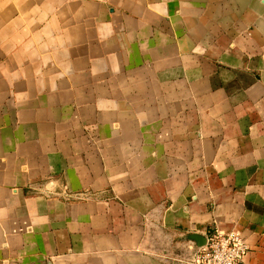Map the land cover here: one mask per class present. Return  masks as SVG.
<instances>
[{"label":"crops","instance_id":"0c3cea01","mask_svg":"<svg viewBox=\"0 0 264 264\" xmlns=\"http://www.w3.org/2000/svg\"><path fill=\"white\" fill-rule=\"evenodd\" d=\"M212 228L264 264V0H0V264H191Z\"/></svg>","mask_w":264,"mask_h":264},{"label":"built area","instance_id":"2783aa9c","mask_svg":"<svg viewBox=\"0 0 264 264\" xmlns=\"http://www.w3.org/2000/svg\"><path fill=\"white\" fill-rule=\"evenodd\" d=\"M248 246L245 239L237 231L222 233L210 229L205 243L193 253L191 264H242Z\"/></svg>","mask_w":264,"mask_h":264},{"label":"water","instance_id":"95a60500","mask_svg":"<svg viewBox=\"0 0 264 264\" xmlns=\"http://www.w3.org/2000/svg\"><path fill=\"white\" fill-rule=\"evenodd\" d=\"M196 239V238H195ZM204 243H205V241L203 242V243H201L199 246H202V245H204Z\"/></svg>","mask_w":264,"mask_h":264}]
</instances>
